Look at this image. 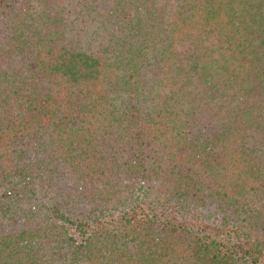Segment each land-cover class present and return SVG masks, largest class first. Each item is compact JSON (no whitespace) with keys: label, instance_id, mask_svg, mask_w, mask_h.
Wrapping results in <instances>:
<instances>
[{"label":"trees","instance_id":"obj_1","mask_svg":"<svg viewBox=\"0 0 264 264\" xmlns=\"http://www.w3.org/2000/svg\"><path fill=\"white\" fill-rule=\"evenodd\" d=\"M0 264H264V0H0Z\"/></svg>","mask_w":264,"mask_h":264}]
</instances>
